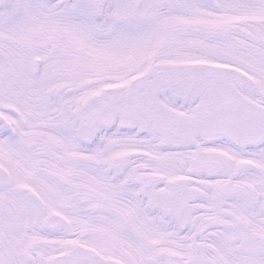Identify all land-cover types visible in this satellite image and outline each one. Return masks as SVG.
<instances>
[{"label": "snow or ice", "instance_id": "snow-or-ice-1", "mask_svg": "<svg viewBox=\"0 0 264 264\" xmlns=\"http://www.w3.org/2000/svg\"><path fill=\"white\" fill-rule=\"evenodd\" d=\"M0 264H264V0H0Z\"/></svg>", "mask_w": 264, "mask_h": 264}]
</instances>
